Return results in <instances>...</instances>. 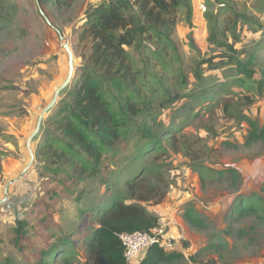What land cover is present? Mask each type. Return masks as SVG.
<instances>
[{"label":"rangeland","instance_id":"obj_1","mask_svg":"<svg viewBox=\"0 0 264 264\" xmlns=\"http://www.w3.org/2000/svg\"><path fill=\"white\" fill-rule=\"evenodd\" d=\"M100 1L0 0V200L6 182L26 166V140L66 77L65 42L74 55L71 82L31 139L34 160L9 185L7 200L0 203V264H106L87 256L94 220L117 192L125 190L124 181L135 176L164 194L157 204L141 202L155 218L154 226L169 216L176 221L166 231L179 242L173 252L181 258L169 264H264V141L245 144L247 122L224 115L220 107L231 99L258 127L264 126V89L259 93L255 88L264 79V0H222L214 5L190 0L191 25L184 10L178 14L177 51L170 48L158 57L150 51L143 54L160 82L149 78L143 92L154 108L130 123L116 150L104 159L98 177L66 189L45 172L47 157L40 149L53 137L48 118L61 100L68 101L67 92L80 80L86 47L75 37L86 12ZM218 43L232 44L243 61L251 59L247 68L253 77L244 79L248 88L238 81L244 77L233 65L211 68L200 63L224 50ZM144 44L152 50L157 46ZM219 59L217 55L214 62ZM164 60L167 63H161ZM177 90V100L162 102L163 96ZM245 95L252 103L245 105ZM145 131L146 138L141 135ZM229 169L236 175L234 182L228 180ZM53 186L57 193L49 199L45 192ZM249 199L255 212L235 214V206ZM188 212L204 226L191 225ZM16 220L28 222L24 237L14 232ZM47 234L53 236L48 244ZM50 247L56 252L39 263V250ZM145 254L141 251L138 260Z\"/></svg>","mask_w":264,"mask_h":264},{"label":"trees","instance_id":"obj_2","mask_svg":"<svg viewBox=\"0 0 264 264\" xmlns=\"http://www.w3.org/2000/svg\"><path fill=\"white\" fill-rule=\"evenodd\" d=\"M221 1L206 0L208 5L219 4ZM182 10L190 26V0H102L86 12L85 20L75 37L79 45L86 47L81 54L84 64L80 68V80L73 90L67 92L68 101L61 100L57 111L48 118L47 123L53 126V137L42 151L40 149L41 154L47 157L48 166L44 169L52 175L49 176L52 181L69 189L89 177H98L104 159L116 150L130 128V123L136 117L151 112L153 102L147 100L143 92L149 78L158 84L160 82L150 72L149 60L143 54L147 55L150 51L158 57L170 48L177 51L174 34L178 14ZM210 39L215 41L214 35L211 34ZM144 41L149 42L150 46H157L152 50ZM218 47H224L217 54L220 58L218 62H214L217 56L214 54L201 59L200 63L211 68L219 64L233 65L237 75L244 77L238 81L247 87L244 79L253 77V72L247 68L251 59L243 61L238 58L232 44L218 43ZM130 50H135V53L132 55ZM176 58L179 63L178 54ZM193 74L196 79L199 77L196 72ZM255 88L260 93L264 89V79L258 80ZM179 95V90L173 95L167 94L163 96L162 102L171 104ZM244 103H252L250 96H244ZM220 107L224 115L237 116L239 121L247 122L249 132L245 144L264 141V126L258 127L255 121L236 108L235 102L225 99ZM146 132L141 134L145 138L148 137ZM228 174V180L234 182V170L229 169ZM60 175H64V179H60ZM140 178L135 176L124 181L125 190L117 192L108 207L96 216L93 236L86 246L90 260L126 264L118 234L134 230L148 231L154 226L155 218H152L141 202L157 204L164 194L154 185H145V180ZM261 189L264 191V185ZM45 193L50 199L57 193V189L53 186ZM233 210L240 217L255 212L252 199L240 201ZM262 218L264 220V216ZM187 219L195 227L204 226L201 219L189 212ZM27 225L26 220H16L14 232L19 238L25 236ZM52 237L47 234L44 242L48 244ZM55 252L54 247L40 249L38 262H45L43 257ZM180 258L179 252H164L153 246L138 264H169Z\"/></svg>","mask_w":264,"mask_h":264},{"label":"built area","instance_id":"obj_3","mask_svg":"<svg viewBox=\"0 0 264 264\" xmlns=\"http://www.w3.org/2000/svg\"><path fill=\"white\" fill-rule=\"evenodd\" d=\"M176 221L170 216L160 221L148 231L134 230L118 234L123 247V258L126 264L138 262L141 251L156 246L164 252H173L180 248L179 242L166 231L167 226L175 224Z\"/></svg>","mask_w":264,"mask_h":264},{"label":"water","instance_id":"obj_4","mask_svg":"<svg viewBox=\"0 0 264 264\" xmlns=\"http://www.w3.org/2000/svg\"><path fill=\"white\" fill-rule=\"evenodd\" d=\"M63 48L65 49V52L67 54V58H68V73L66 75V77L64 78V80L55 88L53 95L51 97V99L49 100V102L42 108L41 112L39 113V116L37 118L36 121V125L32 131V133L29 135V137L26 140V147L29 153V160L26 164V166L21 170V172L15 177L12 178L11 180H9L8 182H6V184L3 186V197L0 200V203L7 200L8 198V187L11 183H13L14 181L20 179L23 174L27 171L28 168H30L33 160H34V154L32 151V146H31V139L36 135V133L38 132L40 125H41V121L42 118L44 116V114L51 108L53 107V105L56 103L57 98L59 93L67 86L69 85V83L71 82L72 78H73V73H74V55L72 50L69 48V45L65 42L63 44Z\"/></svg>","mask_w":264,"mask_h":264},{"label":"bare ground","instance_id":"obj_5","mask_svg":"<svg viewBox=\"0 0 264 264\" xmlns=\"http://www.w3.org/2000/svg\"><path fill=\"white\" fill-rule=\"evenodd\" d=\"M70 48V47H69ZM65 50V49H64ZM67 66H68V62H67ZM67 73H68V71H67ZM67 75V74H66Z\"/></svg>","mask_w":264,"mask_h":264}]
</instances>
